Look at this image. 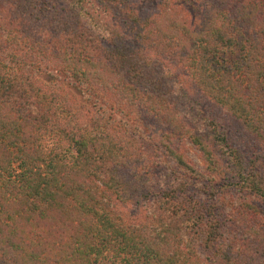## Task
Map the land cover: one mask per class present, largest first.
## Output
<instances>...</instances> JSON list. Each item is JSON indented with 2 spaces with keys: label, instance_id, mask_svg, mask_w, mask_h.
<instances>
[{
  "label": "trees",
  "instance_id": "1",
  "mask_svg": "<svg viewBox=\"0 0 264 264\" xmlns=\"http://www.w3.org/2000/svg\"><path fill=\"white\" fill-rule=\"evenodd\" d=\"M140 1L0 0V264H264V0Z\"/></svg>",
  "mask_w": 264,
  "mask_h": 264
},
{
  "label": "rangeland",
  "instance_id": "2",
  "mask_svg": "<svg viewBox=\"0 0 264 264\" xmlns=\"http://www.w3.org/2000/svg\"><path fill=\"white\" fill-rule=\"evenodd\" d=\"M155 1H157V0H141L140 1V7L142 8L143 11L151 10L154 7ZM18 70H21V68ZM43 80H46V78L44 76H43ZM208 111L212 112V114L215 115L219 120H221V121L224 120L228 124L231 123V122L227 121L226 118L221 113H218L215 110H211L210 108H208ZM230 127H232V129H233V127H236V126H232V124H231ZM179 148L185 154V157L193 165V167L201 170L202 165H201V162L199 160L198 153L194 150V148L190 144H188L187 142H183L182 144H180ZM130 209H131V207L125 208V209L119 208V210H121V211L132 213L133 210L130 211Z\"/></svg>",
  "mask_w": 264,
  "mask_h": 264
}]
</instances>
